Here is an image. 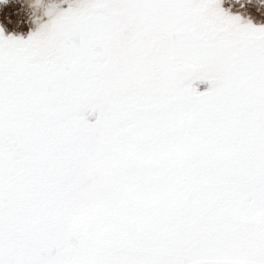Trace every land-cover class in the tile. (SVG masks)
Wrapping results in <instances>:
<instances>
[{"label":"rangeland","instance_id":"1","mask_svg":"<svg viewBox=\"0 0 264 264\" xmlns=\"http://www.w3.org/2000/svg\"><path fill=\"white\" fill-rule=\"evenodd\" d=\"M4 2L0 78L34 82L89 154L63 264H264V20L231 0Z\"/></svg>","mask_w":264,"mask_h":264},{"label":"crops","instance_id":"2","mask_svg":"<svg viewBox=\"0 0 264 264\" xmlns=\"http://www.w3.org/2000/svg\"><path fill=\"white\" fill-rule=\"evenodd\" d=\"M40 95L21 76L0 78V264H63L84 248L89 154Z\"/></svg>","mask_w":264,"mask_h":264},{"label":"flooded vegetation","instance_id":"3","mask_svg":"<svg viewBox=\"0 0 264 264\" xmlns=\"http://www.w3.org/2000/svg\"><path fill=\"white\" fill-rule=\"evenodd\" d=\"M0 8L2 5H5L4 0H0ZM232 2L236 3V4H240L239 9L241 10V13H245L243 16L249 18L251 21H254V24H258L256 23V17L261 18L262 20H264V0H231ZM1 14V11H0ZM253 17V18H251ZM233 19V18H232ZM236 21H232L231 19H229V21L227 22V26L228 29L225 30V32H230V27H234V26H241L244 24H241V22L245 21V18H239V19H235ZM250 21L249 25L252 24ZM260 24V23H259ZM253 25V24H252ZM214 36L217 37V32L214 31ZM213 36V37H214Z\"/></svg>","mask_w":264,"mask_h":264}]
</instances>
